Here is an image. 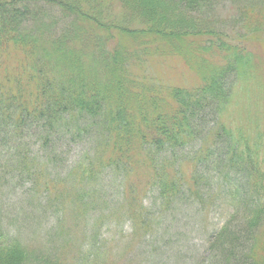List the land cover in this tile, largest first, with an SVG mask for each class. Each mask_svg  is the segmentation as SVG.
I'll list each match as a JSON object with an SVG mask.
<instances>
[{
    "label": "trees",
    "instance_id": "1",
    "mask_svg": "<svg viewBox=\"0 0 264 264\" xmlns=\"http://www.w3.org/2000/svg\"><path fill=\"white\" fill-rule=\"evenodd\" d=\"M42 1L0 0V160L8 163L0 173L2 183L14 173L29 180L31 204L39 208L43 197L57 225L25 242L0 219V264H111L105 226L129 221L132 237L155 232L161 215L141 194L159 186L165 210L185 188L201 200V165L219 171L222 192L213 198L244 216L240 232L226 223L217 231L215 255L264 264V71L250 45L264 30V0ZM228 3L232 23L222 31L216 15ZM152 57L183 59L197 82L148 77ZM33 126L45 152L51 146L47 157L31 155ZM63 135L87 138L93 150L67 175H53L63 159L52 138ZM198 138L187 174L177 153ZM108 171L118 209L99 182ZM70 236L85 239L77 254Z\"/></svg>",
    "mask_w": 264,
    "mask_h": 264
},
{
    "label": "rangeland",
    "instance_id": "2",
    "mask_svg": "<svg viewBox=\"0 0 264 264\" xmlns=\"http://www.w3.org/2000/svg\"><path fill=\"white\" fill-rule=\"evenodd\" d=\"M31 4L44 6L46 3L42 0H32ZM52 6L54 4L48 7ZM51 11L53 12L54 10L52 9ZM52 12L48 11L52 18H56ZM218 12L220 15L222 14L221 17ZM218 12L219 17L216 15V19L219 18L220 20L219 30H226L232 23L229 18L230 4H225L223 8L218 9ZM56 33L60 32L57 31ZM250 45L253 49L251 50L255 52L256 69L258 70L259 66V69L261 68L264 71V30L259 34V38L250 41ZM145 73L148 77H150L151 73L156 77L158 73V77L164 82L173 83L181 87L195 84L197 77H199L196 71L188 70L183 59L181 60L178 57H152L146 63ZM89 120L91 121L90 118ZM86 123H88V118H86ZM29 131L34 134L31 138L32 143H30L31 155L39 158L50 155L49 149L51 146L45 152L40 142V128L33 126ZM95 132L96 134L100 133L99 131ZM24 138L30 140L29 135ZM24 138L19 139L20 142L24 141ZM81 139L73 140L72 135L52 138L53 142L51 145L53 150L60 159H63L52 170L53 175H67L79 162L80 158L91 154L93 141L88 142L87 138ZM200 140L198 138L195 143L188 145L184 150L177 153L178 157L182 156L184 158L179 159V163L183 164L182 168L187 174H191V170L188 168L192 169V166L188 164L189 157L193 156L200 147L202 143ZM219 146H224V143L219 142ZM11 153H14V150H11ZM41 155L43 156L40 157ZM168 156L167 152L162 155L158 154L156 155L157 161ZM7 164L5 160H0V168L2 165L5 166ZM196 171L207 176V180H203L201 184L206 193L201 200L189 194L185 188L178 195L177 202H175L176 206L165 210L163 200L159 197V192L154 190L159 186H155L153 190L141 194L142 199L145 201L144 207L150 208L151 212L157 215L155 216L156 218H160L159 215H161L159 226L155 232L149 234L138 231L139 233L132 237L131 233L134 226L129 221L115 222L117 227L115 224L112 225V223L110 226H105L101 240L109 241L107 245H109L111 250V252H108L111 255V264H227L223 256H216L214 253V246L218 243L216 234L225 223L233 228L238 225L237 228L240 232V223L244 220L243 212L239 209L233 210L220 200L213 198L218 192H222V181L220 180L218 169L215 170L212 165H201ZM110 178L111 171H108L104 176V180L101 178L99 182L107 184L103 187L104 195L114 202L111 205L112 208L118 209V206L122 205V203H119L118 200H113H116L119 192L113 187V184L109 183ZM2 179L3 175L0 173V219L1 223L8 229L7 231L10 234L17 232L18 236L25 242L31 238L33 231L41 230L47 232L50 227H54L52 234H55L54 229L57 225V218L53 212L55 209L53 207L47 208L42 200L44 199L43 197L38 201L40 204L39 208H36L35 203V207L31 204L33 201V193L30 191L31 182L26 178L20 181L16 173L5 178L4 183H2ZM241 184H246L243 187V191L248 193L250 191L248 182L241 180ZM92 214L94 219L100 217L98 209L93 211ZM70 226L71 223L68 224V227ZM63 236L60 234L59 237L56 236L55 244L53 240L50 245L54 244L57 249L60 243L64 241L62 240ZM77 238L80 237H67V243L72 246V254H77L85 246L84 237L80 238V240Z\"/></svg>",
    "mask_w": 264,
    "mask_h": 264
}]
</instances>
